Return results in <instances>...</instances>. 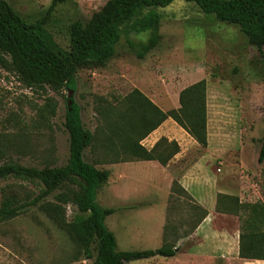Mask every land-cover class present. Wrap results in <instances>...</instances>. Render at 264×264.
<instances>
[{
    "label": "rangeland",
    "instance_id": "obj_1",
    "mask_svg": "<svg viewBox=\"0 0 264 264\" xmlns=\"http://www.w3.org/2000/svg\"><path fill=\"white\" fill-rule=\"evenodd\" d=\"M5 1L28 23L43 18L52 4V0ZM107 1L61 3L50 16L46 29L62 49L69 51L72 24L86 23ZM156 11L161 15L158 47L144 59H138L131 44L147 41L148 35L136 34L128 26L124 27L116 55L104 67L80 69L72 98L67 90L56 92L47 86L29 88L14 72L0 66L1 163L14 161L39 169L64 166L69 158L64 123L67 105L73 100L81 108L84 126L97 139L96 145L85 152L87 162L99 163L100 169L124 163V160L139 164L141 161L133 159L120 147L127 130L121 137H114L118 155L108 152L104 142L110 133L101 112L108 104L123 109V100L134 90L141 91L163 111L169 112L180 107L179 95L184 88L206 79L208 147L201 148L173 121L164 127L155 145L160 140H166L168 145L178 144L180 152L167 166H204L205 175L218 178L225 195L234 196L246 205L264 203V164L258 162L260 140L264 135V50L260 52L252 46L236 25L204 14L195 3L174 0ZM150 140L144 139L141 145L152 150L155 140ZM164 148L161 145L158 152ZM112 160L118 163L111 164ZM146 164L135 166H148ZM130 183L133 185L130 190H120L118 186L110 192V203H118L122 195L150 196L153 188L144 181L138 185H135L137 181ZM40 188L34 182L2 180L0 204L3 190L24 198L34 197ZM104 188L99 189L97 202L109 207L104 202ZM49 200L54 201V196ZM193 204L171 191L173 215L168 216L167 222L179 226L180 233L191 228L188 221H191ZM76 214V207L68 204L67 220L72 221ZM159 215L158 211L142 210L127 225L108 219L107 225L116 235L118 249H158L162 245L158 236ZM228 216L220 221V226L240 232L239 217ZM0 264H93V260L85 259L81 247L65 231L32 207L19 217L0 223Z\"/></svg>",
    "mask_w": 264,
    "mask_h": 264
},
{
    "label": "trees",
    "instance_id": "obj_2",
    "mask_svg": "<svg viewBox=\"0 0 264 264\" xmlns=\"http://www.w3.org/2000/svg\"><path fill=\"white\" fill-rule=\"evenodd\" d=\"M67 1L52 0L43 18L28 23L7 1L0 0V66L14 72L29 88L47 86L56 92L74 91L80 69L104 67L116 55V47L127 26L136 34L148 35L147 41L131 44L136 57L144 59L161 40V15L156 10L169 6L174 0H109L86 23L76 21L72 24L69 51L62 49L46 29L55 8ZM186 1L197 4L204 14L214 15L220 22L236 25L252 46L260 52L264 50V0ZM207 100L206 79L184 88L179 95L180 107L169 112L163 111L141 91L134 90L123 100V109L108 104L101 112L110 133L104 145L110 154L117 156L114 137H121L127 130L120 147L128 155L137 161H158L167 166L180 152L178 144L171 142L168 145L166 140H160L148 150L141 142L171 118L206 149L209 141ZM64 127L69 139V158L64 166L39 169L14 161L1 163L0 154V181L12 178L41 186L34 197L21 198L3 190L0 223L19 217L29 208H38L81 247L85 259L93 260V264H124L158 256L175 257L178 240L192 234L208 216L207 210L196 204L178 182H174L172 194L195 203L190 206L192 213L188 223L191 222V228L180 233V227L168 220L162 246L158 249L120 251L116 235L106 223L116 209L102 207L97 202L98 191L108 182L110 172L98 168L99 163L85 160L86 150L96 145L97 139L84 126L81 108L75 102L67 105ZM260 141L258 162L263 165L264 135ZM161 145L165 148L158 152ZM57 191L61 192L55 194ZM51 196L54 201L49 200ZM181 200L178 202L182 203ZM68 204L77 209L72 221L67 220ZM171 211L170 207L169 217L173 215ZM216 211L239 217V258L264 261V203L246 205L234 196L218 194Z\"/></svg>",
    "mask_w": 264,
    "mask_h": 264
},
{
    "label": "crops",
    "instance_id": "obj_3",
    "mask_svg": "<svg viewBox=\"0 0 264 264\" xmlns=\"http://www.w3.org/2000/svg\"><path fill=\"white\" fill-rule=\"evenodd\" d=\"M170 121L173 120L171 118L166 120L145 141L155 140L153 144L155 145L164 127L171 124ZM142 163H148L146 164L148 166H135ZM105 167L104 169L110 172V178L104 185V202L109 206L106 208L116 209V212L107 218L106 223L110 219V222L117 221L118 224L122 222L127 225L142 210L148 209L149 212L154 213L158 211L161 226L158 229V236L163 243L174 181H177L190 194L196 204L208 212V216L192 234L178 240L175 257L158 256L124 264H207L208 262L212 264H264V261L239 258L240 232L238 229L231 231L230 228L221 227L220 221L229 216L216 211L218 194L226 193L220 187L218 178L213 179L205 175L204 166H163L157 161H141L139 164L125 162ZM132 181H137L135 185L139 182L142 184L144 181L146 186L153 188L150 190V196L145 194L122 195L118 203H110L112 199L110 192L118 186L120 190L121 188L130 190L133 187L130 183Z\"/></svg>",
    "mask_w": 264,
    "mask_h": 264
},
{
    "label": "water",
    "instance_id": "obj_4",
    "mask_svg": "<svg viewBox=\"0 0 264 264\" xmlns=\"http://www.w3.org/2000/svg\"><path fill=\"white\" fill-rule=\"evenodd\" d=\"M68 94H69V97L72 98V96L74 94V91L73 90H69V93ZM72 103L73 102L70 100L69 103H68V105L70 106V105H72Z\"/></svg>",
    "mask_w": 264,
    "mask_h": 264
}]
</instances>
